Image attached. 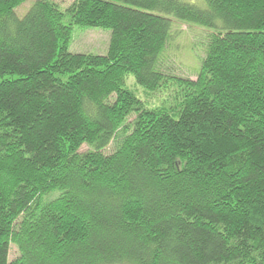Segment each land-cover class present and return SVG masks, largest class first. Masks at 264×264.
<instances>
[{
  "label": "trees",
  "instance_id": "16d2710c",
  "mask_svg": "<svg viewBox=\"0 0 264 264\" xmlns=\"http://www.w3.org/2000/svg\"><path fill=\"white\" fill-rule=\"evenodd\" d=\"M25 1L0 0V264H264V0ZM174 18L209 31L196 79L161 67Z\"/></svg>",
  "mask_w": 264,
  "mask_h": 264
},
{
  "label": "rangeland",
  "instance_id": "374dc122",
  "mask_svg": "<svg viewBox=\"0 0 264 264\" xmlns=\"http://www.w3.org/2000/svg\"><path fill=\"white\" fill-rule=\"evenodd\" d=\"M37 0H26L16 8L19 16H23ZM65 9L75 0H50ZM191 1L192 0H187ZM198 2V1H197ZM173 20V35L170 38L164 51L161 67L169 73H174L185 78L196 79L197 72L202 65L203 57L206 53V42L208 41L209 31L195 23ZM111 39V30L99 27L75 26L70 50L75 53H96L106 54ZM204 41V44H203ZM127 86L133 90L140 98L150 106L164 104H174L169 93L148 94L139 85L133 75L127 79ZM133 119V117L131 118ZM130 119V120H131ZM90 147L84 145L81 151H87ZM115 149V142H112L104 151L111 153ZM20 221V220H19ZM20 256V251L15 244H11L9 261L12 262Z\"/></svg>",
  "mask_w": 264,
  "mask_h": 264
}]
</instances>
